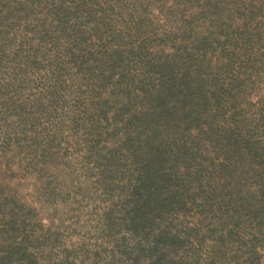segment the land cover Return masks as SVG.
<instances>
[{"label": "trees", "instance_id": "obj_1", "mask_svg": "<svg viewBox=\"0 0 264 264\" xmlns=\"http://www.w3.org/2000/svg\"><path fill=\"white\" fill-rule=\"evenodd\" d=\"M0 264H264V0H0Z\"/></svg>", "mask_w": 264, "mask_h": 264}, {"label": "rangeland", "instance_id": "obj_2", "mask_svg": "<svg viewBox=\"0 0 264 264\" xmlns=\"http://www.w3.org/2000/svg\"><path fill=\"white\" fill-rule=\"evenodd\" d=\"M71 163H74V164H79L77 160H74V158H73V160H71ZM61 176L63 177V176H64V174H61ZM74 238H76V239H77V238H79V237H78V235H77V234H74Z\"/></svg>", "mask_w": 264, "mask_h": 264}]
</instances>
